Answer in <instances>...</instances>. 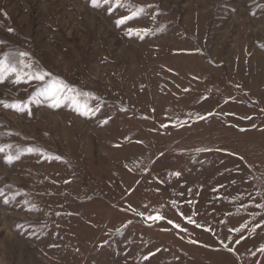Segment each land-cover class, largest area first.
I'll list each match as a JSON object with an SVG mask.
<instances>
[{"label": "rangeland", "instance_id": "obj_1", "mask_svg": "<svg viewBox=\"0 0 264 264\" xmlns=\"http://www.w3.org/2000/svg\"><path fill=\"white\" fill-rule=\"evenodd\" d=\"M5 64L0 264H264V0H0Z\"/></svg>", "mask_w": 264, "mask_h": 264}, {"label": "snow or ice", "instance_id": "obj_2", "mask_svg": "<svg viewBox=\"0 0 264 264\" xmlns=\"http://www.w3.org/2000/svg\"><path fill=\"white\" fill-rule=\"evenodd\" d=\"M105 3H108V0H104ZM117 4H120V0H116ZM93 4H96V0H93ZM109 11H111V8L109 9ZM144 12V8H137L135 11H133L131 13V15L129 16H125L122 19H119L116 21L117 26H120L122 24H125L126 21L133 19L134 17H137L139 15H141ZM9 31H12V29H9ZM128 35H133L135 34L136 36H138L139 38H143L144 34H147V30H136V29H132L129 28L128 29ZM20 56H24L26 55L25 53H20ZM19 63L21 65H23V61H19ZM25 67H28V65H24ZM17 69L15 67H10L9 65L5 64V65H0V78H2L4 73L7 72H16ZM47 75V73H31L28 74V78L29 79H35V80H39V81H43L45 76ZM22 77L17 74V82L20 81ZM65 89L66 86H64L62 84V82L60 81H51L48 83L47 87H45L44 89L41 90V95L45 96L49 101H51L50 103V107H58L60 105V103L63 102V100H70L71 103L76 106L77 110H80L81 105H79L78 101L76 100L75 96H68L65 94ZM68 91H71L70 89ZM6 107L8 105H5ZM14 107H18L16 105H13ZM86 109V105L83 106ZM9 159H11V157H9ZM56 159H59V157H56ZM173 175H179V173H173ZM147 219H152V220H159L162 219V217H160L159 215L154 216V217H147ZM192 221L189 220V223H191ZM169 223H172L171 221H169ZM175 227H178V225H174ZM264 250V249H262Z\"/></svg>", "mask_w": 264, "mask_h": 264}]
</instances>
